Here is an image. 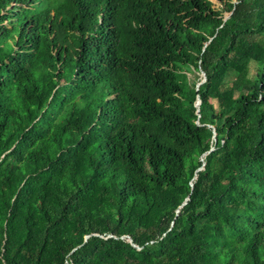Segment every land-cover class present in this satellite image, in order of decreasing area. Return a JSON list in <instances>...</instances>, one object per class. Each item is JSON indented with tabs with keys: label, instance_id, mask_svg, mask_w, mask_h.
<instances>
[{
	"label": "trees",
	"instance_id": "trees-1",
	"mask_svg": "<svg viewBox=\"0 0 264 264\" xmlns=\"http://www.w3.org/2000/svg\"><path fill=\"white\" fill-rule=\"evenodd\" d=\"M216 1L0 0V264H264V0Z\"/></svg>",
	"mask_w": 264,
	"mask_h": 264
},
{
	"label": "rangeland",
	"instance_id": "rangeland-1",
	"mask_svg": "<svg viewBox=\"0 0 264 264\" xmlns=\"http://www.w3.org/2000/svg\"><path fill=\"white\" fill-rule=\"evenodd\" d=\"M213 3L215 4L216 7H221V4L219 2H217L216 0H212ZM235 1V0H232ZM225 16H227V12H224ZM188 77L190 80H196L197 83H199L200 81H202L203 79V74L200 71H196L194 69H192V71L190 73H188Z\"/></svg>",
	"mask_w": 264,
	"mask_h": 264
},
{
	"label": "water",
	"instance_id": "water-1",
	"mask_svg": "<svg viewBox=\"0 0 264 264\" xmlns=\"http://www.w3.org/2000/svg\"><path fill=\"white\" fill-rule=\"evenodd\" d=\"M228 17V15L227 16H225L224 17V19L225 18H227ZM202 74H203V79H202V81H200L199 83H197V85H199L201 82H203L204 80H205V74H204V72H202ZM199 103H200V99H199V97L197 96V99H196V102H195V105L196 106H198L199 105ZM197 111H198V108H197ZM213 148V147H212ZM211 148V149H212ZM206 153V152H205ZM205 153H203L202 155H201V160L203 161V157H204V154ZM203 163H204V161H203ZM200 169V167L198 168V169H196V171L195 172H197V170H199ZM193 178H195V175L193 176ZM190 185H192V183H190ZM87 237V236H86ZM122 237H125V235H122ZM128 240L129 241H131V239L128 237Z\"/></svg>",
	"mask_w": 264,
	"mask_h": 264
}]
</instances>
